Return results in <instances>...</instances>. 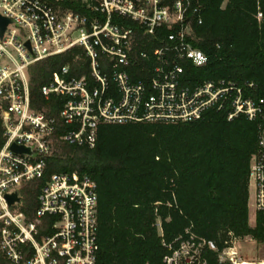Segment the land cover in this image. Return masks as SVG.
I'll use <instances>...</instances> for the list:
<instances>
[{
	"label": "built area",
	"instance_id": "obj_1",
	"mask_svg": "<svg viewBox=\"0 0 264 264\" xmlns=\"http://www.w3.org/2000/svg\"><path fill=\"white\" fill-rule=\"evenodd\" d=\"M0 15L9 20L0 38V256L9 264H95L96 194L88 176L48 174L24 212L21 190L44 177L58 123L61 142L92 148L99 124L192 122L208 110L258 119L247 178L253 207L264 210V99L247 93L251 82H183L182 61L206 62L191 44L201 19L190 0H0ZM60 54L80 74L64 63L38 87L42 100L59 101L53 116L31 105L29 68ZM12 192L19 199L8 204L4 195ZM186 233L178 247L167 246L164 264H205L204 242ZM238 241L229 234L218 260L264 264L243 259Z\"/></svg>",
	"mask_w": 264,
	"mask_h": 264
},
{
	"label": "trees",
	"instance_id": "obj_2",
	"mask_svg": "<svg viewBox=\"0 0 264 264\" xmlns=\"http://www.w3.org/2000/svg\"><path fill=\"white\" fill-rule=\"evenodd\" d=\"M190 1L201 19L192 26L191 44L206 62L182 61L183 82H251L247 93L264 99V0ZM64 63L80 74L69 54L29 68L31 105L48 115L56 114L59 101L42 100L38 87ZM58 124L44 177L21 190L24 212L33 209L32 197L48 174L88 176L96 194L95 264H164L162 257L187 238L186 231L204 242L205 264H229L217 258L229 234L264 244V210H255L253 226L247 221L258 119L227 120L225 111L208 110L192 122L99 124L92 148L61 142ZM0 264L9 263L0 256Z\"/></svg>",
	"mask_w": 264,
	"mask_h": 264
},
{
	"label": "rangeland",
	"instance_id": "obj_3",
	"mask_svg": "<svg viewBox=\"0 0 264 264\" xmlns=\"http://www.w3.org/2000/svg\"><path fill=\"white\" fill-rule=\"evenodd\" d=\"M35 195L32 197L34 200ZM247 209H248V224L253 226L254 222V212L255 208L253 207V187L251 183L248 186V201H247ZM239 254L243 257V259L250 260H264V244L257 243L249 237H244L239 239L236 243Z\"/></svg>",
	"mask_w": 264,
	"mask_h": 264
},
{
	"label": "water",
	"instance_id": "obj_4",
	"mask_svg": "<svg viewBox=\"0 0 264 264\" xmlns=\"http://www.w3.org/2000/svg\"><path fill=\"white\" fill-rule=\"evenodd\" d=\"M8 23H9V20L0 15V38L2 37L3 32L6 28V26L8 25ZM26 45H27V43H26ZM10 149L16 153H27V154L29 153V148L24 147V146L11 145ZM4 198L8 204H12L13 202L18 201V199H19L16 196V192H12L11 194H5Z\"/></svg>",
	"mask_w": 264,
	"mask_h": 264
}]
</instances>
